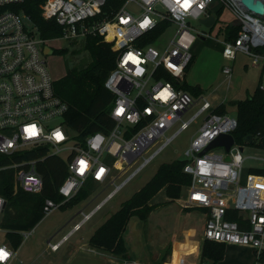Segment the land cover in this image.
<instances>
[{"label": "built area", "instance_id": "1", "mask_svg": "<svg viewBox=\"0 0 264 264\" xmlns=\"http://www.w3.org/2000/svg\"><path fill=\"white\" fill-rule=\"evenodd\" d=\"M23 1L0 0V154L12 156L42 148L47 156L65 161L66 177L56 187L62 201L44 199V216L73 198L88 181L112 188L89 212L80 211V220L65 235L54 242L48 240L49 250L56 252L182 131L201 119L184 152L182 171L191 181L181 205L203 211V242L248 248L253 264H264V174L248 171L264 170V159L243 156V147L233 136L237 127L234 116L213 113L211 103L202 95L194 99L173 84L183 81L194 42L210 38L192 28L189 21L205 18L214 4L227 9L235 19L233 25L239 26L233 42L222 39V57L234 61L240 53L248 56L253 66H264V11L255 13L241 0H188L187 8L184 0H123L115 12L108 13L104 8L109 0H43L40 16L62 31L60 38L50 40L98 35L116 52L115 67L104 81V88L113 96L109 111L113 126L79 139L65 123L68 105L56 94L55 81L46 67L43 48L49 47L46 42L50 40L39 38L37 27L26 15L7 8ZM259 1L264 7V0ZM129 5L138 13L129 12ZM164 22L176 26L169 43L161 49L154 44L141 45L146 35ZM119 41L122 44L116 47ZM231 71L222 69L228 77ZM260 89L264 90V77ZM196 105L199 108L185 120V114ZM221 134L233 137L229 150L218 147L200 155ZM251 137V143L245 144L264 149V131ZM44 159L8 167L14 170L15 191L41 193L43 179L37 163ZM248 159L259 161L260 166L245 169ZM4 206L0 195V223ZM20 234L26 238L29 233ZM0 249L8 253L0 264H11L14 250L6 242Z\"/></svg>", "mask_w": 264, "mask_h": 264}, {"label": "rangeland", "instance_id": "2", "mask_svg": "<svg viewBox=\"0 0 264 264\" xmlns=\"http://www.w3.org/2000/svg\"><path fill=\"white\" fill-rule=\"evenodd\" d=\"M215 6H218V4H214L211 7L215 8ZM127 10L132 14L138 13L134 5H129ZM219 20V23L213 28H205L198 21H189L192 28L209 34L210 38L204 43H199L197 40L194 42L192 54L194 52L195 57L185 71L183 79L190 86L200 87L203 91L202 96L208 99L212 106L215 107L221 103L225 106L226 113L229 116H234L235 103L252 95L257 86L259 74H257L258 69L251 67V59L248 56L238 53L234 61H228L222 57V29L234 23L235 19L227 9H223ZM25 23L26 25L29 24L28 22ZM175 30L176 26H168L157 41L154 42V46L159 49L165 47L174 35ZM46 44L52 50H66L64 55L51 53L44 56L46 67L55 82L65 76L69 70L79 69L90 62L89 53L84 49V40L81 38L50 40ZM224 67L231 68L230 77L223 74L222 69ZM198 108L199 105L193 107L185 114L184 119L189 118ZM200 123L201 119H197L195 124L182 131L145 169L86 222L80 231L72 235L69 241L64 243L57 252H51L47 247V241L50 239L54 242L65 235L80 220L79 211L89 212L112 189L104 188L102 185L92 181L86 182L82 188L86 189L89 194L84 200L79 201L71 208L58 207L52 213L45 215L31 230L27 231L29 234L26 238L22 234V241L14 251V258L11 264H62L66 261V248L79 238H83L81 247L76 248L69 264H129V262L125 263L119 260L116 263H110L104 259L105 256L88 252L87 246L84 245L87 242V237L114 213L123 201L142 187L155 173L160 164L172 162L176 159H184V152ZM241 147H243V156L245 158L257 157L264 159L263 148L245 143ZM217 151L222 152L221 149ZM255 166H260V163L253 159H248L244 164L245 169ZM185 189L186 186L182 187L179 197L171 201H168L164 191L160 190L149 202L153 209L146 219H136L137 224L134 227L132 223L135 222V217L130 219L124 237L128 252L137 260V264H146L144 261L147 264H163L164 259L167 260V257H169L173 244L171 241L175 243L177 240L184 241L186 239L183 235L184 231H180V236L177 233L179 221L183 217L184 208L181 202ZM190 213L193 217L200 218L199 222L196 221L197 224L193 227L194 229H188L187 231L188 235L195 237L198 236L197 232L202 230L201 226L203 225L204 217L201 213L203 211L192 209ZM134 229L137 233H133ZM173 237H175V240ZM3 242L9 244L5 240V230H0V244ZM183 245L184 243H180L178 247ZM192 252V246H190L188 255H191ZM187 263L194 264L195 260H190ZM217 264H253L252 253L240 246L226 245L224 246L223 258Z\"/></svg>", "mask_w": 264, "mask_h": 264}, {"label": "trees", "instance_id": "3", "mask_svg": "<svg viewBox=\"0 0 264 264\" xmlns=\"http://www.w3.org/2000/svg\"><path fill=\"white\" fill-rule=\"evenodd\" d=\"M122 1L109 0L104 12H115ZM42 3L43 0H25L7 8L26 15L37 27L40 39L60 38L62 36L60 27L53 21H45L40 16V5ZM222 10L223 7L219 4L208 10L209 15L215 17V24L211 28L219 23ZM167 27L168 24L165 22L158 25L157 28L146 35L141 45L154 44L155 40ZM238 31L239 26L237 25L223 28V40L233 42ZM107 38L110 39L111 37ZM83 40V47L89 53L90 62L79 69L69 70L65 76L54 83L56 94L68 105V111L64 116L65 123L74 137L79 139L97 131L107 132L113 126V121L109 117L113 96L104 88V81L109 72L115 67L116 60V52L101 36L90 35ZM207 40L197 39L199 43H204ZM121 44L122 42L119 41L116 47ZM52 53L64 55L66 50L57 49L53 50ZM194 57L193 52L192 60ZM167 79L170 80L169 77ZM173 84L177 88L188 92L194 99L203 94L200 87L190 86L186 84L184 79L180 84L175 81ZM212 112L226 114V109L223 104H219ZM234 116L237 127L233 132V136L237 144L242 145L245 143L247 136L264 131V90L260 89L259 83L249 98L235 103ZM44 156L45 159L37 163V170L43 179L41 193L35 195L21 189L15 191L13 188L14 170L8 167L22 161L39 159ZM185 164V160L179 159L160 164L151 178L128 199L123 201L119 208L92 232L88 238V246L95 251L108 253L122 262L129 261L124 239L129 220L132 217L141 220L146 219L153 209L149 202L160 190L164 191L169 201L178 198L181 188L188 186L191 181V177L182 171ZM3 167L4 169H1ZM248 171L264 174V170ZM66 174L65 161L59 157L47 156L45 149L42 148L22 151L12 156L0 154V195L5 199L0 228L5 230V240L8 241L14 251L22 241L20 232L31 230L44 217L42 212L44 199L49 198L55 202L62 201V198L56 192V187L66 177ZM88 194L89 192L82 188L61 207L71 208L79 201L84 200ZM223 254L224 245L203 242L201 261L217 264L222 260ZM129 264L131 263L129 262Z\"/></svg>", "mask_w": 264, "mask_h": 264}, {"label": "crops", "instance_id": "4", "mask_svg": "<svg viewBox=\"0 0 264 264\" xmlns=\"http://www.w3.org/2000/svg\"><path fill=\"white\" fill-rule=\"evenodd\" d=\"M235 23V22H234ZM234 23H232L231 25H233ZM230 26V25H229ZM251 67L253 68H256L258 69V83L261 84V81H262V78L264 77V66H253L251 63H250ZM245 67H247V65H245ZM248 68V67H247ZM186 82V81H185ZM257 83V84H258ZM203 95V94H202ZM208 100V99H207ZM209 101V100H208ZM210 102V101H209ZM221 104V103H219ZM218 104V105H219ZM218 105H216L215 107H217ZM213 109L215 108L214 106H212ZM227 114V113H226ZM235 117V116H234ZM169 201V200H168ZM192 210H189L187 211L186 209L183 210V217L180 219L179 221V224H178V236H180V231H184L183 232V235L186 237V239L184 241L182 240H177L175 243L174 241H171L173 244H172V248H171V251H170V254H169V257H167L168 259H164V263L163 264H188L187 262L188 261H192V260H195V263L194 264H208L210 262L208 261H204V263H202L201 261V250H202V244H203V241L201 239V236H202V231H203V225H204V221H205V216L203 213H201L204 217V220L202 221L203 222V225L201 226L202 230L201 232L198 231V236H195V237H191V235H188V229L189 230H192L194 229L193 227L196 226L197 222H199L200 218H195L191 215V212ZM80 213V211H79ZM178 218V217H177ZM180 218V216H179ZM136 219H139L137 217H135V222L132 223L133 227L134 225L137 224L136 222ZM130 221V220H129ZM78 222V221H77ZM129 224V222H128ZM200 228V229H201ZM136 229V228H135ZM133 230V233L136 232V230ZM199 229V230H200ZM80 231V230H79ZM78 232V231H77ZM76 232V233H77ZM137 233V232H136ZM75 234V233H74ZM73 234V235H74ZM92 234V233H91ZM90 234V235H91ZM125 234V233H124ZM89 235V236H90ZM89 236L87 237L86 239V243L84 244L85 246H87V249H88V252H91V253H94L96 255H101V256H105L104 259L106 261H109L110 263H116L118 262V259L108 253H102V252H98V251H95L94 249H91L89 246H88V238ZM130 237H131V234H130ZM61 238V237H60ZM174 240H175V237H173ZM191 238V239H190ZM70 239V238H69ZM69 239L65 242L67 243L69 241ZM125 239V237H124ZM190 239V240H189ZM50 240V239H49ZM83 240V238H79L77 241H75L73 244H70L67 248H66V252H65V258H66V261H64L63 263L65 264H69L70 263V260L73 258V253L75 252L76 248H80L81 247V241ZM180 243H184L183 246H180L178 247V244ZM125 245H126V239H125ZM63 246V245H62ZM190 246H192V254L191 255H188V249L190 248ZM241 247V246H240ZM61 248V247H60ZM59 248V249H60ZM126 248H127V245H126ZM245 248V247H243ZM58 249V250H59ZM247 251H249L251 253V250L248 249V248H245ZM57 250V251H58ZM56 251V252H57ZM75 254V253H74ZM127 255H128V258H129V261H123V262H130L131 264H137V260H135L133 257H132V254L128 252V248H127ZM147 258V256H146ZM145 258V259H146ZM120 261V260H119ZM146 264L147 262L144 261ZM62 263V264H63ZM58 264H61V263H58ZM123 264V263H122ZM158 264V263H157ZM190 264V263H189Z\"/></svg>", "mask_w": 264, "mask_h": 264}, {"label": "water", "instance_id": "5", "mask_svg": "<svg viewBox=\"0 0 264 264\" xmlns=\"http://www.w3.org/2000/svg\"><path fill=\"white\" fill-rule=\"evenodd\" d=\"M241 3L248 8L251 11H254L255 13L261 14L264 11V7L261 1L257 0H241ZM199 24H201L202 26H204L205 28H211L214 24H215V17L213 15H207L205 18L200 19ZM202 40H204V38H201ZM43 53L45 55L51 54L52 50L49 47H44L43 48ZM233 137L231 135H224L221 134L219 136H217L215 139H213L208 146L203 149L200 152V155H202L203 153L214 149V148H218V147H224V149L226 151L229 150L230 146L233 144ZM245 141H247L248 143H251L252 141V137L251 136H247L245 138Z\"/></svg>", "mask_w": 264, "mask_h": 264}, {"label": "snow or ice", "instance_id": "6", "mask_svg": "<svg viewBox=\"0 0 264 264\" xmlns=\"http://www.w3.org/2000/svg\"><path fill=\"white\" fill-rule=\"evenodd\" d=\"M177 2H179V0H177ZM183 6H184L185 8H187V7L189 6V5H188V0H184ZM33 128H34V126H33ZM30 134H34V131L30 132ZM56 135L59 137L60 134L57 133ZM81 164L83 165L84 162L81 161ZM7 255H8V253H6V252L3 251L2 249H0V259L6 257Z\"/></svg>", "mask_w": 264, "mask_h": 264}]
</instances>
